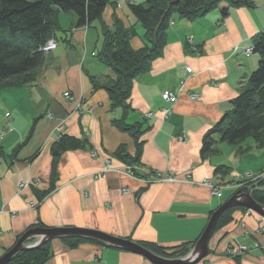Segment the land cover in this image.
Instances as JSON below:
<instances>
[{
	"label": "crops",
	"instance_id": "1",
	"mask_svg": "<svg viewBox=\"0 0 264 264\" xmlns=\"http://www.w3.org/2000/svg\"><path fill=\"white\" fill-rule=\"evenodd\" d=\"M109 1L101 21L87 27H75V16L61 13L56 46L46 51L35 78L0 90V126L7 122L6 114L11 119V131L0 138V257L21 234L42 226L88 229L159 248L192 244L212 212L238 191L224 188L215 198L196 183H229L235 174L264 171V148L256 149L251 139L234 146L215 134L210 151H200L203 137L229 113L231 101L258 66L257 57L233 49L252 47L264 31V0H252L253 7L230 8L225 16L220 10L226 4L193 20L173 15L161 55L132 80L125 108L112 109L108 94L90 83L91 77L99 84L113 78L96 58L103 41L101 25L111 27L115 14L125 28L134 26L137 37L130 45L135 50L143 45V32L127 1L126 6L123 0ZM64 91L81 102V110L63 100ZM165 91L178 94L174 104L162 102ZM165 108L170 110L167 117ZM116 121L138 124L141 131L148 128L138 139V176L109 172L95 179L93 175L106 166L126 168L114 155L119 148L135 158L134 139ZM61 133L80 141L81 147L60 154L52 178V147ZM157 173L166 179L144 184L142 177L153 180ZM29 180H37L38 186L20 191V182ZM251 213L234 211L233 220L213 232L209 253L197 264H264V237L255 234L264 218ZM235 239L245 246L258 243L259 248L229 258L226 247ZM103 244L85 242L69 248L56 238L43 264H153Z\"/></svg>",
	"mask_w": 264,
	"mask_h": 264
},
{
	"label": "trees",
	"instance_id": "2",
	"mask_svg": "<svg viewBox=\"0 0 264 264\" xmlns=\"http://www.w3.org/2000/svg\"><path fill=\"white\" fill-rule=\"evenodd\" d=\"M109 3V0H0V90L23 85L35 78L45 59L46 42L54 40L56 30L59 29L58 16L61 13L74 15L77 20L75 27H87L101 21ZM221 4L227 5L225 9L220 10V14L225 16L230 8L253 7L254 1L143 0L139 3L128 2L131 15L135 17L136 24L143 30L141 36L143 45L140 50L131 48L130 41L137 37V31L132 25L125 28L115 14L112 15L111 27L107 28L102 23L103 41L96 58L112 72L113 78L107 81V84H99L91 77L90 83L93 89H103L108 94L110 109L117 106L125 108L124 101L130 94L132 80L147 72L152 61L161 55L173 15H177L180 19L193 20ZM253 44L252 54L258 56V66L249 74L239 94L231 101L229 113L203 137L200 150L202 154L210 151L215 143L213 138L215 134H219V139L229 145L237 146L244 140L251 139L256 149L264 148V31L254 38ZM115 123L121 127L122 131L130 133L137 145V152L135 158H129L123 155L125 149L119 148L114 155L124 164L126 163V167L132 168L133 175L138 176L135 173L136 163L139 160L138 139L148 128L141 131V126L138 124L129 126L123 121ZM79 147H81L80 141L65 136L52 147V178L56 175V164L60 154ZM246 151L247 148L242 150L241 154ZM240 184L243 189L248 190L252 199L264 208V178L252 182L243 180ZM237 210L243 214L247 211L246 208L237 206L225 210L220 215L213 232L230 223L233 220L234 211ZM60 240L69 248H75L85 242L101 243L90 238L75 236H64ZM197 241L198 238L192 244L171 248H159L152 244L140 245L160 258L172 260L189 255ZM50 257L51 247L49 243H45L39 248L30 251L22 250L14 254L7 264H43ZM236 258L237 256L232 257V259Z\"/></svg>",
	"mask_w": 264,
	"mask_h": 264
},
{
	"label": "water",
	"instance_id": "3",
	"mask_svg": "<svg viewBox=\"0 0 264 264\" xmlns=\"http://www.w3.org/2000/svg\"><path fill=\"white\" fill-rule=\"evenodd\" d=\"M243 198V199H242ZM241 199V200H240ZM233 206L246 208L254 213H257L261 217L264 218V208L258 204L255 200L252 199L251 195L247 192L245 189L243 192V195L241 194H235L232 198L224 202L218 209L212 212L211 218L205 227L206 229L202 232V235L199 237V241L197 244L193 247L192 252L187 255L186 257L182 259H172L167 260L164 258H159L156 255H154L152 252H148L140 245L138 246L134 242H131L130 240H124L121 238H114L110 235L98 232V231H92L88 229H69V228H63V229H54L48 230V229H33L23 235L21 239L18 241V243L14 246V248L11 249L10 252L4 254L2 257H0V264H7L11 257L21 252L22 250H29L31 248L23 246V242L26 241L28 238H31L34 235L41 236L42 239L40 240V244H43L48 239H53V237H64V236H79V237H88L93 240H98L103 243H108L114 247H120L125 250H130L132 252H135L137 254H141L143 257H145L149 262L153 264H197L204 257H206L209 253L208 249V243L210 241V237L213 233V230L215 228V225L220 218V215L227 209L232 208Z\"/></svg>",
	"mask_w": 264,
	"mask_h": 264
},
{
	"label": "rangeland",
	"instance_id": "4",
	"mask_svg": "<svg viewBox=\"0 0 264 264\" xmlns=\"http://www.w3.org/2000/svg\"><path fill=\"white\" fill-rule=\"evenodd\" d=\"M111 1H113V0H111ZM119 1V0H118ZM118 1H117V3H118ZM126 1L127 2H129V0H123V1H120V3H123L125 6H126ZM142 1V0H141ZM130 3V2H129ZM171 23V22H170ZM83 27H85V26H83ZM142 32H143V30H142ZM50 41V40H49ZM49 41L48 42H46L47 44H46V46H45V48H44V53H45V55H46V51H49V50H52V49H54L55 48V46H56V42H54V46L53 47H49ZM141 49V48H140ZM139 49V50H140ZM246 49V48H245ZM135 50V49H134ZM243 50V49H242ZM242 50H240L239 49V51L241 52ZM251 55H253V56H255V57H257L258 58V56L257 55H255V54H251ZM186 71L188 72V73H191L190 71H188L187 69H186ZM181 87H183V82L180 84V88ZM179 88V90L182 92V89H180ZM164 93H170V92H167V91H165ZM164 93H162L161 94V100H162V102H164V103H167V104H174V103H172L171 101H164L163 99H162V95L164 94ZM171 94H173V93H171ZM61 95H62V98H63V100H65V101H67V102H72L74 105H76V107H77V109L78 110H81L82 108H81V102L79 101L78 102V100L76 99V97L74 96V95H72L69 91H64V92H62L61 93ZM176 95V100L178 99V94H175ZM192 96H195V95H192ZM191 95H190V97H192ZM196 97V96H195ZM195 97H193V98H195ZM176 100H175V102H176ZM170 113V110H169V108H165V110H164V117H167V115ZM150 116V115H149ZM48 117H50V115L48 116ZM51 118V117H50ZM4 119H7V122L8 121H10L11 119H10V114H6L5 115V117H4ZM7 122H5V125H3V126H0V138H2V137H4L5 135H6V133H8V132H10L11 130H10V128H9V124L7 123ZM57 128H59L60 129V131L61 132H63L62 131V127H57ZM66 137L67 135H65L64 133H61L60 135H59V140H58V143L60 142V139L62 138V137ZM128 168H129V170H128ZM104 170L106 171V172H104ZM104 170L102 171V172H100V173H98V174H94L93 175V178H95V179H98V178H101V177H104V175L105 174H107V173H109V172H116V173H126V174H128V175H130V176H132L133 175V171H132V168L131 167H126L123 171L122 170H120V169H112L110 166H106L105 168H104ZM109 170V171H108ZM244 174H251L252 175V177H249L248 179H246V181H249V182H252V181H254V180H256V179H263L264 178V171H262V172H259V173H256V172H249V171H246V172H243V174H235L234 175V177H233V179H232V181L231 182H229V183H222V184H215L214 182H212V181H210V180H208V181H210L211 182V184L212 185H214V186H218L219 188H218V196L217 197H215V198H218L219 197V193H220V191L222 190V189H228V188H231V189H233V188H236L238 191H236L233 195H235V194H241V195H243V192H244V190L245 189H243L242 187H236L235 185H237L236 183H237V179H239V178H242L243 176H244ZM156 175V174H155ZM253 175L254 176H257L258 178H253ZM142 180V179H141ZM188 180H189V178H188ZM143 182H144V184L145 185H147V184H149V183H152L153 182V180H149V179H147V180H142ZM203 182H204V180L203 181H200V183H196L197 185H202V186H205V187H207L208 189H209V194H210V196H211V189L208 187V186H206V185H204L203 184ZM154 183V182H153ZM38 184H39V182L37 181V180H29V181H23V182H20V184H19V190L20 191H22V190H25V189H28V188H30L31 186H38ZM247 190V189H246ZM126 191H124V193H125ZM247 192H248V190H247ZM249 193V192H248ZM251 195V194H250ZM211 197H214V196H211ZM243 199V198H242ZM241 200V199H240ZM247 211H250V210H248L247 209ZM252 211H250V214L249 215H246V216H250L252 213H251ZM244 215H245V213H244ZM260 216V215H259ZM260 218H261V216H260ZM210 220V219H209ZM264 220V219H263ZM262 220V221H263ZM209 222V221H208ZM264 222V221H263ZM241 223H243L242 221H241ZM208 224V223H207ZM207 224H206V226H207ZM262 224H264V223H262ZM205 226V227H206ZM261 226L262 225H260L259 224V222L257 223V229H256V233L255 234H258V235H260L259 234V232H258V228H261ZM63 228H69V229H74V228H76V227H74V228H72V227H63ZM62 228V229H63ZM33 229H48V230H53V229H51V228H47V227H31V229H28L26 232H24L23 234H21V237H23V235L25 234V233H27V232H29V231H31V230H33ZM54 229H61V228H54ZM78 229H80V228H78ZM206 229V228H205ZM204 229V230H205ZM84 230V229H83ZM202 235V234H201ZM261 236V235H260ZM68 237H72V236H68ZM75 237H79V236H75ZM263 237V236H262ZM33 238H36V239H34V240H32V242H30V241H28V240H31V239H33ZM60 239V238H62V237H53V239ZM84 238V237H83ZM86 238H88V237H86ZM21 239V238H20ZM19 239V240H20ZM42 239V237L41 236H37V235H34V236H32L31 238H28L26 241H24L23 242V246H25V247H29V248H31V249H29L28 251H30V250H32V249H36V248H39V247H41V246H43V244H45V243H49V245H50V243H51V241H53V239H48V240H46L45 242H43V244H40V240ZM91 239V238H90ZM122 239V238H121ZM18 240V241H19ZM124 240H127V239H124ZM128 240H130V239H128ZM18 241L15 243V245L18 243ZM96 241V240H95ZM131 241V240H130ZM198 241H199V238H198ZM197 241V242H198ZM100 242V241H99ZM132 242V241H131ZM197 242H196V244H197ZM235 242H238L239 244H241V245H244V244H242V243H240L239 242V240H237V239H235V240H231L228 244H227V249H226V255H227V250H228V247L229 246H232L233 244H235ZM101 243H103V242H101ZM104 244H106V243H104ZM108 244V243H107ZM106 244V245H107ZM135 244H137V243H135ZM195 244V245H196ZM14 245V246H15ZM109 246H112V245H110V244H108ZM138 246L140 245V244H137ZM14 246L12 247V248H14ZM141 247H143L142 245H140ZM50 247H51V245H50ZM112 247H114V246H112ZM11 248V249H12ZM117 248V247H116ZM120 248V247H119ZM145 250H147L145 247H143ZM122 249V248H121ZM125 250V249H124ZM11 250H9L8 252H10ZM127 251V250H126ZM128 251H130V250H128ZM148 251V250H147ZM236 251V250H235ZM7 252V253H8ZM130 252H132V251H130ZM149 252V251H148ZM151 252V251H150ZM133 253H135V252H133ZM153 253V252H152ZM237 255H235V256H237V257H242L243 255H241V253L239 252V251H236L235 252ZM135 254H137V253H135ZM154 254V253H153ZM246 254V253H245ZM244 254V255H245ZM137 255H141V254H137ZM155 255V254H154ZM142 256V255H141ZM157 256V255H156ZM235 256H233V257H235ZM157 257H159V256H157ZM145 258V257H144ZM160 258V257H159ZM161 258H163V257H161ZM146 259V258H145ZM165 259V258H164ZM147 260V259H146ZM168 260V259H167ZM148 261V260H147ZM149 262V261H148Z\"/></svg>",
	"mask_w": 264,
	"mask_h": 264
},
{
	"label": "built area",
	"instance_id": "5",
	"mask_svg": "<svg viewBox=\"0 0 264 264\" xmlns=\"http://www.w3.org/2000/svg\"><path fill=\"white\" fill-rule=\"evenodd\" d=\"M53 46H54L53 40L49 41V47H53ZM237 49L239 50L238 47L235 48V50H237ZM252 52H253V48L252 47H248L246 49H243L240 53L242 55L248 57V56H250L252 54ZM187 70L191 72L190 68H187ZM193 97H195V96H192L190 98L193 99ZM162 99L164 101H166V102L167 101L168 102L171 101L172 103H175L176 95L171 94V93H164L162 95ZM128 170H129V168H128ZM104 172H106V171L104 170ZM249 177H252V175L251 174H244V176L242 178L237 179V183H236L237 185H235V186L239 187V188L242 187V184H240V182H242L243 180L248 179ZM253 178H258V177L253 175ZM162 180H164L163 176H161V174L157 173L154 176L153 182L162 181ZM203 184L208 186L211 189V196H214V197L218 196L217 195L218 194V188H219L218 186L216 187V186L212 185L211 182L208 181V180H204ZM249 214H250V211H246L245 212V215H249ZM259 224L262 225V226H261V228H258V232H259V234L261 236L264 237V224H262V223H259ZM257 248H259V244L258 243H254V244H252L250 246H247V245L245 246V245L239 244L238 242H235V244H233L232 246L228 247L227 256L229 258H232L233 256L237 255L235 253L236 251H239L241 253V255H244L245 253H247V252H249V251H251L253 249H257Z\"/></svg>",
	"mask_w": 264,
	"mask_h": 264
},
{
	"label": "bare ground",
	"instance_id": "6",
	"mask_svg": "<svg viewBox=\"0 0 264 264\" xmlns=\"http://www.w3.org/2000/svg\"><path fill=\"white\" fill-rule=\"evenodd\" d=\"M237 51H239V50L238 49L237 50L233 49L234 53H237ZM161 176H163V175L161 174ZM163 178L166 179V176H163ZM259 223H263L262 219L259 220Z\"/></svg>",
	"mask_w": 264,
	"mask_h": 264
}]
</instances>
